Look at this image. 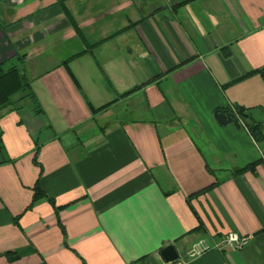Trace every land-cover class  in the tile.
<instances>
[{"label":"crops","instance_id":"crops-1","mask_svg":"<svg viewBox=\"0 0 264 264\" xmlns=\"http://www.w3.org/2000/svg\"><path fill=\"white\" fill-rule=\"evenodd\" d=\"M0 63V264H264V123L213 117L264 109V0H0Z\"/></svg>","mask_w":264,"mask_h":264},{"label":"trees","instance_id":"trees-1","mask_svg":"<svg viewBox=\"0 0 264 264\" xmlns=\"http://www.w3.org/2000/svg\"><path fill=\"white\" fill-rule=\"evenodd\" d=\"M258 71L264 81V67L259 68ZM28 88L29 81L22 71L13 65L3 67L0 63V108L9 103L11 94L18 90H28ZM247 108L249 107L236 104L230 107L225 106L221 110L225 113L227 120L242 121L253 139L259 140L261 138L260 122H254L249 115L243 114ZM38 193L40 190L36 187L33 197L38 196Z\"/></svg>","mask_w":264,"mask_h":264},{"label":"water","instance_id":"water-1","mask_svg":"<svg viewBox=\"0 0 264 264\" xmlns=\"http://www.w3.org/2000/svg\"><path fill=\"white\" fill-rule=\"evenodd\" d=\"M243 114L249 115L252 121L254 122L264 123V109L259 106L249 107L246 110H244ZM213 117L219 123L227 122L225 113L218 111L217 109H214ZM159 255L161 259H163L166 262H169L175 259L178 253L175 247L173 246V244L168 243L159 249Z\"/></svg>","mask_w":264,"mask_h":264},{"label":"built area","instance_id":"built-area-1","mask_svg":"<svg viewBox=\"0 0 264 264\" xmlns=\"http://www.w3.org/2000/svg\"><path fill=\"white\" fill-rule=\"evenodd\" d=\"M235 235L238 239L233 242V243H229L228 239L230 235ZM247 236L246 235H239L235 232H228L226 233L221 240V244H215V247H219L221 245H228L230 247H235V248H239L242 244L245 243ZM213 246V245H212ZM210 247L209 244H206L204 241L202 240H198L195 243H193L189 248H187L184 251V255L182 257H176L175 259L167 262L168 264H185L186 263V259L189 257H193L195 252L200 251L203 249V251H205L206 249H208ZM185 257V258H184Z\"/></svg>","mask_w":264,"mask_h":264},{"label":"clouds","instance_id":"clouds-1","mask_svg":"<svg viewBox=\"0 0 264 264\" xmlns=\"http://www.w3.org/2000/svg\"><path fill=\"white\" fill-rule=\"evenodd\" d=\"M238 238L233 234L229 236L228 242L231 244L233 242H235ZM203 249L200 251L195 252L193 259L198 258L200 255H202Z\"/></svg>","mask_w":264,"mask_h":264},{"label":"rangeland","instance_id":"rangeland-1","mask_svg":"<svg viewBox=\"0 0 264 264\" xmlns=\"http://www.w3.org/2000/svg\"><path fill=\"white\" fill-rule=\"evenodd\" d=\"M16 93H17V92H16ZM16 93H15V94H16ZM18 93H20V92H18ZM14 96H15V95H14ZM178 253H180V250L178 251Z\"/></svg>","mask_w":264,"mask_h":264}]
</instances>
